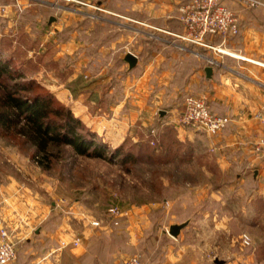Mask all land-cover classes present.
I'll list each match as a JSON object with an SVG mask.
<instances>
[{
	"label": "rangeland",
	"instance_id": "rangeland-1",
	"mask_svg": "<svg viewBox=\"0 0 264 264\" xmlns=\"http://www.w3.org/2000/svg\"><path fill=\"white\" fill-rule=\"evenodd\" d=\"M55 3L61 4L56 32L51 28L42 42L19 26L3 36L2 56L13 54L11 65L25 68L19 81L33 79L32 87L69 106L106 147V157L79 154L67 143L37 151L0 125V189L13 190L21 208L37 209L35 223L44 212L50 228L62 227V239L82 241L94 230L117 243L121 264L134 255L146 264H264V213L250 199L253 184L227 182L230 172L217 176L213 160L188 149L159 111L140 112L132 94L122 104L123 81L134 68L124 67L117 51L101 52V24L86 20L93 9L77 0ZM46 10L53 13L52 5ZM93 24L97 35L87 30ZM186 220L183 235L169 233L171 224Z\"/></svg>",
	"mask_w": 264,
	"mask_h": 264
},
{
	"label": "crops",
	"instance_id": "crops-1",
	"mask_svg": "<svg viewBox=\"0 0 264 264\" xmlns=\"http://www.w3.org/2000/svg\"><path fill=\"white\" fill-rule=\"evenodd\" d=\"M188 1L80 2L93 9L86 13L88 23L101 24L103 54L119 52L128 69L126 54L138 56L137 65L123 81L122 104L127 105L132 94L133 102L149 117L165 111L160 120L186 139L195 155L200 154L205 162L213 160L217 176L230 172L227 182L253 184L250 199L253 204L256 199V208L264 213V153L255 149L264 130V6L248 8L240 1L224 0L236 12L240 32L228 38L207 35L204 41L195 42L179 36L184 31L180 7ZM0 5L7 6L0 15V41L20 26L45 42L50 29L56 32L59 28L54 18L61 4L55 0H0ZM50 5L53 13L48 14L46 7ZM94 24L87 27L90 35H97ZM108 30H116L117 37H110ZM73 36L78 47V37ZM208 66L212 67L210 74ZM188 95L206 97L215 113L227 115L231 121L214 135L180 124L177 120ZM14 198L13 190L7 193L0 189V228L9 227L17 240V257L12 264H121L118 244L94 236V230L86 232L80 244L61 248L62 237L67 236L62 227L50 228L42 211L41 223H35L37 209L21 208Z\"/></svg>",
	"mask_w": 264,
	"mask_h": 264
},
{
	"label": "trees",
	"instance_id": "trees-1",
	"mask_svg": "<svg viewBox=\"0 0 264 264\" xmlns=\"http://www.w3.org/2000/svg\"><path fill=\"white\" fill-rule=\"evenodd\" d=\"M7 43L6 38L0 41V125L26 137L37 151L46 153L52 142L67 143L79 154L106 157V147L69 106L47 91L36 90L32 87L33 79L19 81L25 68L11 65L13 54L2 56L1 47H7ZM121 150L117 148L114 152L119 155ZM43 159L37 155L38 162Z\"/></svg>",
	"mask_w": 264,
	"mask_h": 264
},
{
	"label": "built area",
	"instance_id": "built-area-1",
	"mask_svg": "<svg viewBox=\"0 0 264 264\" xmlns=\"http://www.w3.org/2000/svg\"><path fill=\"white\" fill-rule=\"evenodd\" d=\"M81 1V0H77ZM224 0H189L180 7V19L184 25V31L179 36L202 42L207 35H220L228 38L237 35L241 26L236 12L227 6ZM248 8L264 6V0H238ZM7 11L6 5H0V15ZM182 125H192L203 132L214 135L221 131L231 121V117L215 113L206 97L188 95L184 101V108L180 112L178 120ZM264 124V117H263ZM258 152L264 153V130L255 144ZM111 212L118 213V207H113ZM94 224H100L94 221ZM81 238L73 240H61V248L80 244ZM17 240L12 230L7 226L0 228V264H12L17 257ZM125 264H146L139 256H131Z\"/></svg>",
	"mask_w": 264,
	"mask_h": 264
},
{
	"label": "water",
	"instance_id": "water-1",
	"mask_svg": "<svg viewBox=\"0 0 264 264\" xmlns=\"http://www.w3.org/2000/svg\"><path fill=\"white\" fill-rule=\"evenodd\" d=\"M126 61L129 63L130 68H134L137 65L138 62V56L132 52H128L125 56ZM208 74L212 72V67L208 66L206 68ZM165 111H161V114H164ZM189 223V220H186L181 223H173L170 225L169 233L174 236L178 237L181 230ZM220 262V261H219Z\"/></svg>",
	"mask_w": 264,
	"mask_h": 264
}]
</instances>
